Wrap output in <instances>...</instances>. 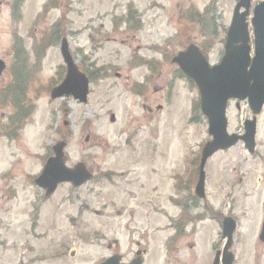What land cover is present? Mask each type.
I'll list each match as a JSON object with an SVG mask.
<instances>
[{
	"label": "rangeland",
	"instance_id": "rangeland-1",
	"mask_svg": "<svg viewBox=\"0 0 264 264\" xmlns=\"http://www.w3.org/2000/svg\"><path fill=\"white\" fill-rule=\"evenodd\" d=\"M237 1L29 0L31 18L27 16V20L31 22L20 33L30 34L37 26L36 15L42 14L38 18L41 29L58 24L59 39L45 58L37 60L35 71L30 64L29 73L19 79V87L13 93L19 99L0 97V129L9 127L3 115L21 109L17 106L19 100L24 113L32 107L28 113L31 118L25 119L26 126L17 131L14 141L7 137L10 127L8 132L3 129L5 133H0V264H98L109 255L103 246L107 241L117 239L123 251L134 249V229L151 232L164 222L162 216L153 217L147 212L150 197L154 208L168 209L171 217L178 214L168 203L170 197L177 195L175 182H181L186 193L192 195V162L211 139L203 116L191 121L193 104L200 97L172 58L195 43L205 47L212 64L218 63ZM260 2L254 0L253 6ZM117 7L121 9L120 19L127 8L139 11L143 32L135 34L140 36V43L132 44L127 39L123 45L127 38L124 34L118 42H106L93 33L94 28L103 35L101 24L111 27V21L117 20ZM11 30L9 19L0 17V54L11 47ZM63 38L68 39L82 68L85 69L88 57L90 70L101 73L91 84L88 105L72 98L56 102L50 98L51 86L60 82L66 71L60 52ZM137 46L149 48L144 54L153 57L152 62H162L161 74L130 70L132 51ZM95 61L97 68H108L105 76L95 68ZM146 78L149 85L145 84ZM11 79V71H7L0 78V90L12 84ZM138 86L140 92L136 93ZM146 86L148 91L139 95ZM31 98L36 104L35 113ZM146 106L153 109L152 113ZM228 116L230 133H241L245 119L252 115L246 103L238 106L232 102ZM257 137L264 157V111L258 118ZM64 140L67 166L74 168L84 163L94 176L80 188L61 186L46 200L34 179L41 174L53 145ZM248 157L242 143L215 156L205 168L206 187L215 203L219 196L234 197L230 205L239 221L232 248L235 264H264V245L259 240L263 167L258 166V161L247 166ZM247 168L252 177L240 184L241 179L246 180ZM230 179V188L228 184L224 188ZM201 229L195 240H189L197 244L196 249L184 245L185 249L175 252L172 247L169 255L165 253L166 258L163 246L160 248L161 240L156 241V247L150 240L155 254L148 257L146 264H182L195 257L194 250L200 256V264H211L214 249H209V242L221 240V228L215 232V226L208 221ZM7 233L18 247H7Z\"/></svg>",
	"mask_w": 264,
	"mask_h": 264
},
{
	"label": "flooded vegetation",
	"instance_id": "flooded-vegetation-1",
	"mask_svg": "<svg viewBox=\"0 0 264 264\" xmlns=\"http://www.w3.org/2000/svg\"><path fill=\"white\" fill-rule=\"evenodd\" d=\"M29 0H0V17H7L10 21V24H12V30L10 32V35L12 37L11 47L2 51L0 54V59L6 61L7 65L14 66L13 70H15L16 74H20L19 79L22 77V75L29 73L32 68L33 71H35V68L38 67V63L36 62L38 59H41L44 53V50L47 48H52V46L57 42V35L56 30L54 27H46L45 30L41 29L40 22L38 23V18L40 15H36L35 17V23L37 26L33 29L30 34L26 32V34H21L20 31L25 32V28L29 25L31 21L27 20L31 18V5H29ZM47 17V16H46ZM47 21V19L45 20ZM100 28H102L103 35L101 36V33L99 31H96L93 29V33L100 35L101 39H104L106 42H118L119 37H121L123 34L126 38V40L123 41V45L126 44V41L128 39V42L134 44L138 43L140 40L141 33L143 32V25L138 21L137 19H133L130 17L120 19L117 21V23L111 22V27L106 28L105 25H101ZM128 28L131 30L128 31ZM135 33H138L139 35H136ZM139 36V37H138ZM139 40V41H138ZM142 41V40H141ZM140 41V42H141ZM45 44L43 45L42 43ZM139 42V43H140ZM97 43V42H96ZM95 43V44H96ZM128 44V46L133 49V46L131 44ZM96 49H99V44L95 45ZM50 49L47 50L50 51ZM149 50L148 47L144 46H137L135 48V51H132V60H131V68L130 70L133 71L135 69H145L149 73H157L159 72L161 74L163 70L162 62L157 61L156 63L152 62L153 57H148L144 52H147ZM185 47L181 49L179 52L184 51ZM142 51V54H140ZM140 54V55H139ZM165 60V52L162 53ZM85 59V72L88 77H92L93 75L97 74L99 76L101 73H97V70L94 72L90 70V60L88 57ZM31 60H33L32 63ZM95 68L99 69L100 71H103L102 75L105 76V72L108 70V68L105 70L104 67L97 68L96 67V61H95ZM18 65V66H17ZM17 66V68H16ZM118 77L120 74L117 75ZM145 84L149 85V79L146 78ZM148 91V87L146 86L141 90V94L143 95L145 92ZM19 108L22 109L23 104L22 102L18 103ZM19 109L20 113H23V111ZM153 109L151 107L148 108V112L152 113ZM17 112L15 111V114ZM243 133V132H242ZM257 148L256 152L246 159V165H253V162L258 161V166L263 167L262 172V183H263V189L261 191L260 197L261 201L259 203H262V214L263 218L260 223L259 230L260 232L264 228V157L261 153V143L257 137ZM201 156L202 151H200L196 157V160L192 162L194 166V170L191 171V176L193 178V183L195 181L194 185V192L192 189V195L189 196L188 190L184 187V185L181 184V182L177 181L174 185V190L177 192L176 196L170 197V199L167 197L168 203H172L173 209L178 210V214L174 217H171L168 209L162 208V209H156L154 208V201L153 197H150L147 200V212L150 214V216L157 215L162 216L164 218V222H162L161 225L157 224L155 228L152 229V231H144V232H138V229H134L137 233V238L133 241L135 248L133 249L130 247L127 251H123L121 248V245L119 241L116 239V241H107L106 237L102 238L103 242L107 241V244L104 243L103 246L106 250L109 251V255L106 257H103L101 262L98 264H101L104 262L107 258H110L111 256H114L118 258V264H132L136 261L140 260L142 264H146L147 259L149 256H154L155 254V247H156V241H160V248L163 246V256L166 258V254L169 255L171 252L172 247H174L175 252H179L180 249H183L184 245L185 247L190 249H196L197 244L194 242L193 244L190 243L189 240H195L196 237L201 233V225L204 223H212L213 226H215V232L218 233V228H221V231L223 230L224 222L226 218H233L235 221H232L237 223V226H239L238 217L236 214H234V210L230 203L233 202L234 197H230L228 195L220 197L218 199V202H214V198L208 193L207 187L205 191L204 198H201L197 196L196 194V185L198 183L199 177H200V163H201ZM213 159V158H212ZM192 166V167H193ZM245 177L246 180L241 179L240 184L246 183L247 180H249L252 177V171L247 168L245 171ZM230 188L231 186V179L224 184V188L227 186ZM206 186H207V180H206ZM182 193V194H181ZM248 196V193L245 194ZM219 203V205L223 204V206H220L217 208L216 204ZM156 209V210H155ZM155 211V212H154ZM238 228V227H237ZM170 232L172 234L170 235ZM238 232V231H237ZM11 233V232H10ZM7 233V247H18V243L16 241H10L9 234ZM157 235L154 237V235ZM222 234V233H221ZM237 235V233H235ZM235 235V236H236ZM105 236V235H104ZM141 236V238H140ZM150 240H154L155 247L152 248L150 245ZM211 240V238H210ZM235 240V239H234ZM217 241V240H216ZM214 239L209 242V249L213 247V257H212V263H214L217 253L219 254V251L223 245L224 240L221 239L218 242H216ZM185 242V243H184ZM261 242V241H260ZM132 243V244H133ZM262 243V242H261ZM131 244V245H132ZM264 245V243H263ZM184 247V249H185ZM234 247V243H233ZM232 247V248H233ZM21 248V247H20ZM166 253V254H165ZM194 255L192 260L183 262L182 264H189L192 262L193 264H200V256L196 255V252L194 250ZM71 257V254L69 255ZM35 258V257H33ZM17 264H24L22 262ZM30 264V263H28Z\"/></svg>",
	"mask_w": 264,
	"mask_h": 264
},
{
	"label": "water",
	"instance_id": "water-1",
	"mask_svg": "<svg viewBox=\"0 0 264 264\" xmlns=\"http://www.w3.org/2000/svg\"><path fill=\"white\" fill-rule=\"evenodd\" d=\"M251 0H241L236 7L233 23L228 33L225 56L221 63L210 67L206 58L196 46H191L186 52L181 53L175 62L183 69L185 74L193 79L200 90L202 111L209 118V133L214 141L206 146L202 159V175L197 187L198 194L204 189L205 174L203 168L213 154L219 150H226L246 140L251 151L254 149L257 120L246 123L247 135L240 137L229 136L227 132L228 120L226 117L227 104L230 99L240 101L249 99L251 109L258 116L264 106V2L255 9L253 19L255 34V57L250 56V36L247 18L249 16ZM246 11L241 13L242 9ZM62 54L68 66V76L65 82L52 92V98L73 95L81 103H87L88 81L78 71L74 60L69 53L67 41H63ZM5 66L0 62V72ZM112 121H115L114 116ZM66 143L61 142L54 146V154L43 174L36 180V184L47 190L51 195L57 186L64 182H71L75 187H80L88 182L92 175L86 171L83 164L74 169H68L64 163V150ZM235 225L231 219L225 221L224 235L229 242L224 253V264H233L234 257L228 253L232 243ZM264 241V232L262 235ZM104 264H116V258H110ZM134 264V263H133ZM135 264H141L136 262ZM216 264H219L217 260Z\"/></svg>",
	"mask_w": 264,
	"mask_h": 264
},
{
	"label": "trees",
	"instance_id": "trees-1",
	"mask_svg": "<svg viewBox=\"0 0 264 264\" xmlns=\"http://www.w3.org/2000/svg\"><path fill=\"white\" fill-rule=\"evenodd\" d=\"M58 35V34H57ZM26 116H24L22 119H25ZM20 123V122H19ZM21 124V123H20Z\"/></svg>",
	"mask_w": 264,
	"mask_h": 264
}]
</instances>
